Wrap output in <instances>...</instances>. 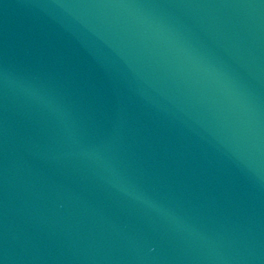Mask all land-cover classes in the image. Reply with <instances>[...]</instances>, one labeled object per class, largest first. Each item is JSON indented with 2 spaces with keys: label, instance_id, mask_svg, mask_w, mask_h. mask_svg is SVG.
I'll use <instances>...</instances> for the list:
<instances>
[{
  "label": "water",
  "instance_id": "water-1",
  "mask_svg": "<svg viewBox=\"0 0 264 264\" xmlns=\"http://www.w3.org/2000/svg\"><path fill=\"white\" fill-rule=\"evenodd\" d=\"M0 264H264V0H0Z\"/></svg>",
  "mask_w": 264,
  "mask_h": 264
}]
</instances>
